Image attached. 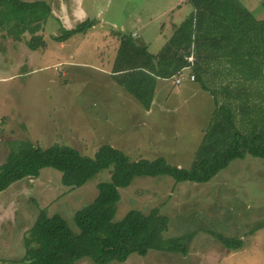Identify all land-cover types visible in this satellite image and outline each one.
I'll return each instance as SVG.
<instances>
[{
    "label": "rangeland",
    "instance_id": "1",
    "mask_svg": "<svg viewBox=\"0 0 264 264\" xmlns=\"http://www.w3.org/2000/svg\"><path fill=\"white\" fill-rule=\"evenodd\" d=\"M20 1H43L52 11L63 6L66 14L75 6L72 0ZM173 1H179L180 8H175L174 15L162 14ZM237 1L254 17L264 18V0ZM82 6L87 17L81 22L88 20L93 26L69 37L73 43L67 41L70 46L64 50L55 38L66 31H61L52 16L40 22L37 33L45 47L32 51L24 23L0 14V164L19 144L30 142L40 148L69 146L88 157L109 145L132 161L162 158L171 166L189 169L199 158L211 160L217 152L231 148L235 133L251 137L259 131L251 123L235 126L239 118L224 116L222 99L217 101L197 81L175 85L176 80L174 84L173 79L158 78L152 71H129L125 66L116 67L122 73L114 74L118 38L131 36L139 45L140 29L146 25L142 37L150 43L149 49L164 47L174 35V30L169 33L171 26L178 27L175 21L181 14L192 11L187 0H82ZM103 8L107 11L97 17L95 13ZM121 25L128 27L123 30ZM210 63L222 82L228 83L222 63ZM243 65L238 72L245 67L255 71L256 62ZM258 66L262 75L264 64ZM238 72L230 81L242 93H227V110L240 94L243 105L264 106V84H259L261 95L243 94V81L248 83L254 76L243 72L240 76L246 79L237 81ZM133 78H141L147 92L144 101L153 99L149 110L127 91L124 82ZM217 125L226 131L220 141H213L209 135ZM217 131L221 135L224 130ZM109 180V172L103 170L82 187L70 190L61 184L59 172L45 168L37 178H25L1 191L0 264H25V238L41 210L49 217L61 216L75 230V213L94 200L97 184ZM119 194L114 222L131 210L148 213L156 209L168 219L165 239L194 233L186 255L149 251L145 257L131 255L124 264H264V159L247 155L233 160L201 184L175 183L168 176L138 177ZM213 234L241 239L244 246L239 251L227 250ZM75 264L95 263L85 258Z\"/></svg>",
    "mask_w": 264,
    "mask_h": 264
},
{
    "label": "trees",
    "instance_id": "2",
    "mask_svg": "<svg viewBox=\"0 0 264 264\" xmlns=\"http://www.w3.org/2000/svg\"><path fill=\"white\" fill-rule=\"evenodd\" d=\"M187 1L192 11L178 27H174V35L156 55L149 54L146 48L137 45L131 36H120L113 69L125 66L129 71H152L161 79H176L179 72L189 69L187 74L195 76L194 81L199 83L202 90L217 96V101L222 99L224 116L239 118L235 126L251 123L259 131L251 137L235 133L231 148L217 152L211 160L201 157L189 169L171 166L162 158L132 161L122 151L109 145L100 146L93 157H88L65 145L40 148L30 142L19 144L0 164V192L17 181L37 178L45 168L59 172L61 184L70 190L82 187L103 170L110 175L108 182L97 184L98 194L94 200L75 213V230L61 216L49 217L40 211L25 238V264H75L85 258L95 264H124L131 255L145 257L149 251L186 255L194 233L165 239L168 219L156 209L148 213L131 210L119 222H114L120 200L119 190L130 186L138 177L168 176L175 183H207L233 160L244 159L247 155L264 159V106L257 103L243 105L240 94L236 102L241 104L232 103L230 110H227V93L232 91L237 96L242 90H236L237 85L231 81L223 83L221 74L217 75L210 63V60L218 62L224 59L227 67L223 71L231 78L245 66L243 64L256 62L255 71L245 67L242 72H238L239 76L243 72L247 73V77L254 76L253 80L246 83V77L238 76L237 81L244 80L243 94L255 92L261 95L259 84H264V72L259 74L262 69L258 63L264 64V20H258L237 0ZM0 14L17 17L24 23L25 30L31 36L27 42L30 50L45 47L46 43L37 33L42 28L40 22L45 23L51 16L48 4L0 0ZM15 26L18 29L21 24ZM92 26L93 22L85 20L73 30L66 31L65 35L56 37L55 41H66L73 34H82ZM190 56L193 61L188 60ZM136 79L124 82V85L129 94L149 109L152 99L144 101L143 95L147 92L142 82H139L141 78ZM186 81L189 82L187 79L174 84L180 85ZM218 129L224 130L221 135ZM225 131L226 128L221 125L213 126L209 136L213 141H220ZM213 236L230 251H239L244 246L241 239H231L220 234Z\"/></svg>",
    "mask_w": 264,
    "mask_h": 264
},
{
    "label": "crops",
    "instance_id": "3",
    "mask_svg": "<svg viewBox=\"0 0 264 264\" xmlns=\"http://www.w3.org/2000/svg\"><path fill=\"white\" fill-rule=\"evenodd\" d=\"M74 1V3H75V6L72 8V9H70L69 10V13L68 14H66V11H67V9L65 8V7H61V8H58L57 9V11H52V9H51V16H52V18H54L55 20H56V23H58V26H60V29H61V31H70V30H73L76 26H77V24L78 23H76V22H81L82 21V19L84 18V17H87V13H86V11H85V9L83 8V6H82V0H72V2ZM36 2H43V1H36ZM29 3H32V2H29ZM45 3V2H44ZM47 4V3H46ZM51 8V7H50ZM175 8H176V10H178V8H180V4H179V1H173V2H170L166 7H165V9H164V11L162 12V14H164V15H174V11H176L175 10ZM107 10H106V8H103L102 10L101 9H98V11L95 13L96 15H97V17H99L102 13H105ZM186 16H188V13H184L183 15L181 14V17L180 18H178L175 22H177V23H181L184 19H185V17ZM77 18V19H72V18ZM257 18V17H256ZM258 19V18H257ZM139 20H141V19H139ZM258 20H264V18H259ZM136 22H138V20H136ZM82 23V22H81ZM160 23V22H159ZM71 24H73V25H71ZM80 24V23H79ZM122 26V27H121ZM120 27L124 30L125 28H127V27H123V25H121ZM133 26V25H132ZM69 27H72V28H69ZM119 27V28H120ZM133 27H135V25L133 26ZM160 27H161V24H159V30H161L160 29ZM174 26L172 25L171 26V30H170V32L169 33H172L173 32V30H174V28H173ZM162 28V27H161ZM121 29V30H122ZM122 30V31H123ZM146 30V25H144L143 27H141V29H140V31H141V39H142V43H139V46L140 47H144V48H146L147 49V52L149 53V54H151V55H156L163 47H160V49H158V50H156V49H154V51H152V50H150L149 49V45H150V43L145 39H143V37H144V31ZM79 34H81V33H79ZM136 36V35H135ZM143 36V37H142ZM72 38V37H71ZM72 40L73 39H67L66 41H63V42H58V47H60V49H62V50H64L66 47H69L70 45H68L69 43H66L67 41H70L71 43H73L72 42ZM66 44V45H65ZM110 47H112L111 45H110ZM191 58H192V61H193V57L192 56H190ZM189 57V58H190ZM114 61H115V59H114ZM218 62H220V63H222V68L224 69L225 67H227V62L224 60V59H222V60H220V61H218ZM113 64H111L110 66H112ZM139 67H141V66H139ZM186 72H188L189 73V69L188 70H185L184 71V73L186 74ZM171 79H173V83H174V79L175 78H171ZM228 81L230 82V78L228 79ZM187 82V81H186ZM189 83H196V81H194V82H190L189 81ZM153 100V99H152ZM151 105V104H150ZM150 108V107H149ZM147 110H149V109H147Z\"/></svg>",
    "mask_w": 264,
    "mask_h": 264
},
{
    "label": "built area",
    "instance_id": "4",
    "mask_svg": "<svg viewBox=\"0 0 264 264\" xmlns=\"http://www.w3.org/2000/svg\"><path fill=\"white\" fill-rule=\"evenodd\" d=\"M189 61H192V58H188ZM189 80L190 82H193L195 80V76L193 74H185L184 72H179L176 77V83L179 84L183 80Z\"/></svg>",
    "mask_w": 264,
    "mask_h": 264
}]
</instances>
